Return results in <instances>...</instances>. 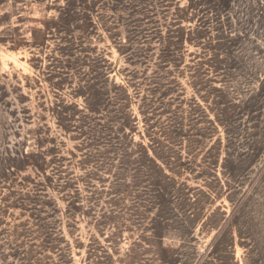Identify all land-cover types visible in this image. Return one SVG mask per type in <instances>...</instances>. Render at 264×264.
Segmentation results:
<instances>
[{"label":"rangeland","instance_id":"rangeland-1","mask_svg":"<svg viewBox=\"0 0 264 264\" xmlns=\"http://www.w3.org/2000/svg\"><path fill=\"white\" fill-rule=\"evenodd\" d=\"M0 264H264V0H0Z\"/></svg>","mask_w":264,"mask_h":264},{"label":"trees","instance_id":"trees-1","mask_svg":"<svg viewBox=\"0 0 264 264\" xmlns=\"http://www.w3.org/2000/svg\"><path fill=\"white\" fill-rule=\"evenodd\" d=\"M85 7V8H84ZM83 9H85V10H87V11H90V6L87 4V2H83ZM70 18L68 19V21L70 22ZM200 28V27H199ZM199 28L198 29H196L197 31L199 30ZM195 30V31H196ZM194 33L195 32H193L192 30H190L189 31V35H191V36H193L194 35ZM184 38H185V35L182 33H180V37H178L177 39H178V44H180V45H182V44H184ZM206 61V62H205ZM213 64H217V62H214L213 60H211L210 61V59H204V61H203V63L202 64H200L201 66H202V68H200V69H202V70H200V72L201 71H205V67H207L208 68V70H220V68L219 67H217V65H213ZM117 98H116V100H117V103L121 106V107H123V109H126V108H128L127 107V103L129 102V100H128V98H129V96H128V94H127V91L124 89V88H122V89H119V91L117 92ZM126 104V105H125ZM128 118V117H127ZM122 129L124 130V134H125V132H126V130H127V128L130 126V127H132L133 126V122L131 121V118H128V120H125V123H122ZM141 149H142V152H144L143 154L144 155H146V157L148 156V162H150L151 164H153L158 170H160L161 171V173H163L164 172V170H163V168H161V165L157 162V160L156 159H154V158H149V152H148V149L144 146V145H141V146H139ZM160 151H161V149H160ZM24 157H25V159H27V158H29L27 155H23ZM156 156L158 157V158H160V159H162L163 157H161L160 156V152L159 151H157L156 152ZM30 165H35L36 167H39L40 169L42 168V166L43 165H41V167L40 166H38L37 164H33V163H31L30 161H25L24 162V165H22L21 167H19L18 169H19V171H22L24 168H26V167H28V166H30ZM168 165V164H167ZM162 169V170H161ZM41 170H43V169H41ZM167 178V177H166ZM168 179H169V177H168Z\"/></svg>","mask_w":264,"mask_h":264}]
</instances>
